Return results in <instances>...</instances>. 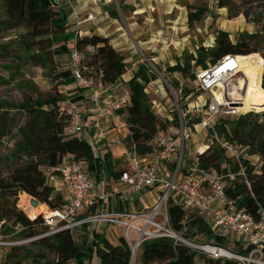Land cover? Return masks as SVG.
<instances>
[{"label":"trees","instance_id":"obj_1","mask_svg":"<svg viewBox=\"0 0 264 264\" xmlns=\"http://www.w3.org/2000/svg\"><path fill=\"white\" fill-rule=\"evenodd\" d=\"M72 1V0H68ZM216 8L227 9L229 19L248 15L245 11L232 9L234 0H216ZM4 9L5 20L1 31L19 30L20 35L12 40H18V50L14 54L17 62L29 63L53 74L56 87L71 85L74 79L70 72L69 55L72 50L79 53L92 49L86 66L81 67L85 76L98 78L105 86L125 87L129 91V103L120 111L126 123L128 145L138 156H152L156 152L155 137L157 133L166 130L167 123L176 128L180 126L177 113L172 115V121L161 120L152 110V101L146 92L147 86L157 79L156 73L145 63H141L128 75L124 58L109 44L108 38L99 35H81L74 37L67 32L69 14L64 13L59 5L51 0H0ZM105 11L113 19L120 13L131 10L123 0L104 6ZM205 6L197 7L187 13V26L193 28L207 14ZM54 38H61L55 46ZM73 40V41H72ZM212 45L203 43L193 50L185 52L181 59H176L168 66L166 73L178 74L185 81H193L195 71L205 70L214 65L226 55L252 56L264 50V28L260 32H239L232 40L229 32L218 29L214 32ZM15 42V41H14ZM9 47H2L8 53ZM67 55L68 67L63 72L57 69L55 56ZM264 60V54L261 55ZM89 69L93 72H89ZM260 72V71H259ZM173 89L180 90L183 97L191 90L180 86L177 80L168 81ZM30 95L17 103H0V109L9 107L24 115L22 124L17 128L19 136L13 148L5 154H0V222L1 233L10 235L16 230L17 239L31 238L46 232L42 218L33 211L29 216L16 206L18 196L31 197L38 204H45L50 209H60L64 206V196L55 192L48 183L46 168H53L62 161L80 162L87 167V172L96 179L100 172L107 176L118 178L121 169L114 168L105 158L95 157L92 147L80 136L67 132L68 116L60 113L62 101L69 99L82 102L84 97L77 90L68 97L59 92L44 97L34 85L26 86ZM198 95L202 92L196 88ZM258 97L264 100V71L261 75V85ZM184 108V106H183ZM204 113L206 106L200 108ZM187 112L182 125L186 130H192L200 125V116L190 117ZM0 119V137L4 135V127ZM210 139L208 149H199L202 154L195 153L198 166L218 174H232L227 178L225 193L237 208L244 209L253 218L258 219L260 209H264V111H249L236 117H221L215 121L212 129L204 128ZM224 144L235 149L238 158L221 146ZM190 152H186L188 154ZM242 154V155H240ZM250 157H257L260 166L255 168ZM243 171L244 176L240 175ZM93 209V208H92ZM167 216L170 227L186 239L197 241L203 237L210 244L223 246L226 242L218 238L206 219L192 212L185 211L179 204L170 200L167 206ZM82 226L83 234L80 242H76L70 231H61L51 236L42 237L33 242L34 248L24 246L13 247L5 253L3 263L17 264H89L93 253L100 264H133L132 251L123 237L111 244L103 234L95 231L89 233L88 227ZM91 235V236H89ZM234 243L235 253L246 256L249 249L242 248L240 242ZM48 252L52 258H46L40 251ZM134 264H240L231 259H211L205 254L192 250L169 238L145 240L139 246Z\"/></svg>","mask_w":264,"mask_h":264},{"label":"built area","instance_id":"obj_2","mask_svg":"<svg viewBox=\"0 0 264 264\" xmlns=\"http://www.w3.org/2000/svg\"><path fill=\"white\" fill-rule=\"evenodd\" d=\"M81 35L79 31L75 34L76 37ZM238 58L226 55L207 69L195 71L196 88L207 97L206 110L200 124L203 128L212 129L218 118H232L252 111L245 109L248 78L243 73ZM83 60L82 53L75 49L71 51L70 74L77 89L83 94V102L90 106L91 118L86 121L79 103L69 99L61 102L59 111L68 116V133L80 136L85 130L92 129L98 141L116 144L122 149L123 170L119 176L120 183L109 195L97 198L94 196V184L84 164L62 161L56 167L46 168L48 183L54 188L56 184H60L65 204L60 209H47L40 215L47 230L39 237L17 239L14 235L19 230L10 235L0 231V264H4L5 253L13 247L24 246L61 231L72 232L82 226L98 223L116 226L121 237L130 246L132 256L145 240L169 238L214 260L231 259L240 264H264V209H260L258 219H255L244 209L237 208L225 193L226 179H232L233 175L202 169L194 155L185 154V142L189 135L182 125L179 113L180 126L176 128L177 133H157L155 154L138 156L128 145L126 123L120 113L129 103L128 89L105 86L98 78L83 75ZM221 146L238 158L235 149L224 144ZM205 147L204 151L208 149V145ZM203 152L199 149L196 151L197 154ZM240 175L244 176L242 169ZM149 189L158 190L156 200L149 207L123 212L91 211L107 196L130 197ZM170 200L185 211H192L206 219L217 237L224 242H240L242 248L249 249L248 254L242 256L217 244L194 242L173 231L167 216ZM28 203L30 208H34L30 201ZM3 223L0 222V228Z\"/></svg>","mask_w":264,"mask_h":264},{"label":"rangeland","instance_id":"obj_3","mask_svg":"<svg viewBox=\"0 0 264 264\" xmlns=\"http://www.w3.org/2000/svg\"><path fill=\"white\" fill-rule=\"evenodd\" d=\"M86 1L91 3L87 11L95 16L92 24L94 26L90 30L91 32L99 29V32L109 36L108 40H128V46L119 52L124 58L126 71L130 72L132 68L135 69L139 64L145 63L156 73L157 79L147 86L146 92L152 101L153 112L161 120L167 122L172 121V115L174 113H179L181 119L184 118L187 112H191V118L194 116H200L202 118L203 113H201L200 108L206 106L207 103V97L205 95H198L193 81H185L178 74L166 73L165 71L168 66H172L176 59H181L185 52L193 50L196 45L198 46L201 43L209 45L214 32L218 29L227 30L232 40H234L236 34L239 32L254 33L260 32L264 28V0H234L236 3L232 5V9L245 11L248 15L246 17L239 15L233 19H229L227 9L216 8V0H140L137 2L139 6H143L146 18L139 15L134 19H131L132 10L129 9L124 13L118 11L117 19L111 18L109 14L107 19L103 18L104 16H102L98 9H103L104 6L110 3H114L117 7L119 0H108L105 5L102 4L105 2L104 0ZM123 1L125 2V0ZM53 2L55 5H59L64 13L69 14L70 10L74 13V18V15L70 19L68 17L67 30L68 32L73 29L75 30L76 20L78 18L83 19L85 11L78 5H74L73 0L69 1L70 6L67 0H53ZM200 6H205L208 10L205 18L193 28H188L187 13L194 11ZM90 8L97 9L93 11ZM4 20V9L0 4V103H17L22 101L24 97L30 95V91L25 87L32 85L36 86L44 97L52 96L57 92L64 97H68V94H70L73 88L70 85L56 87V82L53 80L54 73L50 74L48 71L29 65V63H20L15 60L14 54L18 50L16 47L18 40L12 39L18 37L21 31H1V24ZM61 40V38H54V42H56L55 46L61 44L59 43ZM9 46L11 47L7 51L8 53H5L1 49L2 47ZM92 52V49L87 48L82 52L84 55V60L81 63L82 67L86 66L89 60V54ZM262 54H264V50L261 53L253 54L249 64V72L254 75V80H258L257 82L260 81V85L262 71H264V60L261 58ZM54 60L57 62L55 72H63L67 69V55L55 56ZM89 72L93 71L89 69ZM171 79L177 80L180 86H185L191 90L190 94L183 97L180 90L173 89L170 86L168 81ZM253 84L249 95L247 110L252 109L254 112H262L264 111V100L258 97V88L255 83ZM0 119L4 127V135L0 137V154H5L13 148L14 143L19 137L17 135V128L22 124L24 115L19 111L4 107V109H0ZM166 125V130L162 132L170 135L177 133L174 125L171 123H167ZM187 132L189 137L185 142V153L190 152V154L194 155L198 147L206 146L210 143V139L207 138L206 131L202 126L187 130ZM116 154L120 156L121 152H116ZM249 161L255 168L260 166L257 157H250ZM22 195L21 193L18 196L16 202L18 208L22 209L29 218V213L31 214L33 211L40 212L41 209L36 207L34 209L30 208L28 203V201L32 200L30 196L21 198ZM156 198L157 193L153 189L144 192L138 196L137 204H135L134 208L140 210L144 207H149L154 203ZM43 205L45 206V211L37 215H42L47 209H50L45 204L39 206ZM111 229L112 225H106V223L92 224L88 227L90 234L95 231L104 236L108 235L110 240L117 242L118 238L122 236L121 232L110 235L108 232ZM72 232L74 240L80 242V237L83 234L82 228H78ZM39 236L37 235L35 237ZM196 240L206 242L201 236H198ZM33 242L24 245V247L34 248L32 246ZM222 247L232 250V252L236 251V248L229 241H226ZM40 253L45 254L46 258H52V255L48 252L41 250ZM135 255L132 257L133 264ZM89 262V264H100L95 253H93Z\"/></svg>","mask_w":264,"mask_h":264},{"label":"crops","instance_id":"obj_4","mask_svg":"<svg viewBox=\"0 0 264 264\" xmlns=\"http://www.w3.org/2000/svg\"><path fill=\"white\" fill-rule=\"evenodd\" d=\"M91 1H99V0H91ZM105 1V2H104ZM102 3L103 5H105L108 0H104ZM140 0H125L124 4L129 7L132 12H131V19H134L135 17L142 15L144 18H146L145 10L143 9V6H139L138 2ZM67 3L70 6V2L67 0ZM73 4L74 5H78L81 9H83L85 11V15L84 18L82 19H77L76 20V28L75 30H69L71 34H73V38L75 37L76 32H81L82 35H99L105 38H108V35L103 34L102 32H99V29L94 30L93 32H91L90 30L92 29V24L94 21V15L91 12H88L87 9L88 7L91 5V3L89 1L86 0H73ZM142 7V8H141ZM97 8L95 9H91L93 11H96ZM99 12H101L102 16H104L103 18L107 19L108 13L105 11V9L103 8H99L98 9ZM97 10V11H98ZM74 15V13L71 12L70 10V14H69V19ZM75 17V15L73 16V18ZM111 19V18H110ZM78 22V23H77ZM83 26V28H82ZM227 31V30H225ZM68 32V30H67ZM228 32V31H227ZM213 39V37H212ZM212 39L210 40V44L212 45L213 41ZM73 41V40H72ZM137 42H141V41H137ZM144 42V41H142ZM109 44L119 53L121 50H123L124 48H126L128 46V40H109ZM134 70L133 68L131 69V71ZM130 71V72H131ZM130 72L127 71L128 75ZM260 84V83H259ZM73 90L70 92V94L68 95H72L74 94L78 89H77V85L74 82L73 84L70 85ZM69 86V87H70ZM79 108L80 111L82 112L83 117L86 119V121L90 120V116H91V112H90V106L85 103V102H79ZM200 125H196L194 128L198 127ZM124 135V134H123ZM80 137L83 138L91 147L93 150V153L95 155V157H100V158H105L106 162H109L111 164V166L114 168V172H118L122 169V163H121V155H122V149L116 145V144H109V143H104L102 141H98L95 137H94V132L92 129H87L85 130V132H83L82 134H80ZM204 146V145H203ZM202 146V147H203ZM202 147H198V149L202 148ZM115 150V151H114ZM116 152H121V155L119 156L118 154H116ZM190 154V153H189ZM116 155V156H115ZM90 178L94 184V196L100 197L103 195H109L110 191L114 188L117 187L119 185V177L118 178H114L113 176H107L105 172H100L98 179H96L93 175H90ZM94 178V179H93ZM152 190V189H151ZM156 193H158L157 189H153ZM55 192H62V189L60 187V184H56L55 188H54ZM150 191L149 190H143L140 194ZM135 195V196H130V197H125V196H107L104 198V200L98 202L93 209L91 210L92 212H100V211H105V212H123V211H134L136 210L134 208L135 204H137V198L140 195ZM96 198V197H95ZM98 200V199H97ZM133 206V207H131ZM131 207V208H130ZM100 224V223H99ZM96 225V224H95ZM106 225H111V224H107ZM120 233V230L116 227L112 225V229L108 232L110 235L114 234V233ZM105 238L111 243V244H115V241H112L108 238V235H105Z\"/></svg>","mask_w":264,"mask_h":264},{"label":"bare ground","instance_id":"obj_5","mask_svg":"<svg viewBox=\"0 0 264 264\" xmlns=\"http://www.w3.org/2000/svg\"><path fill=\"white\" fill-rule=\"evenodd\" d=\"M238 57H239L238 59L241 63V69H242L243 73L246 75V77L248 78L247 92H246V95L244 97V105H245V109L247 110V104H248V100H249L250 91H251L252 86L254 85L253 83H255L256 87L259 90L260 89V84H259L260 81L257 82L258 80H256V79L254 80V78H255L254 75H252L249 72V64L251 62V56H238ZM21 198H22V196H21ZM39 205L40 204H38V206L36 208L41 209L40 213L45 211V206L43 205L44 206V208H43V206H39ZM33 209H31V210H33ZM29 215H30V213H29Z\"/></svg>","mask_w":264,"mask_h":264},{"label":"water","instance_id":"obj_6","mask_svg":"<svg viewBox=\"0 0 264 264\" xmlns=\"http://www.w3.org/2000/svg\"><path fill=\"white\" fill-rule=\"evenodd\" d=\"M51 1L53 2V0H51ZM53 3H54V2H53ZM30 204H31V206L34 207V208L38 206L37 201H35L34 199L30 200Z\"/></svg>","mask_w":264,"mask_h":264}]
</instances>
